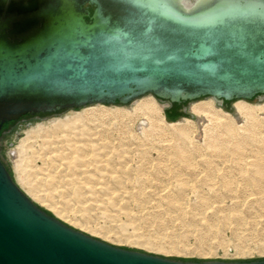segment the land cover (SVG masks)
I'll list each match as a JSON object with an SVG mask.
<instances>
[{
    "label": "water",
    "instance_id": "water-1",
    "mask_svg": "<svg viewBox=\"0 0 264 264\" xmlns=\"http://www.w3.org/2000/svg\"><path fill=\"white\" fill-rule=\"evenodd\" d=\"M147 94L171 106L263 100L264 0H0V129ZM0 264L264 259L180 261L112 245L41 208L0 157Z\"/></svg>",
    "mask_w": 264,
    "mask_h": 264
},
{
    "label": "rangeland",
    "instance_id": "rangeland-1",
    "mask_svg": "<svg viewBox=\"0 0 264 264\" xmlns=\"http://www.w3.org/2000/svg\"><path fill=\"white\" fill-rule=\"evenodd\" d=\"M151 99L161 113L136 108ZM210 99L171 106L147 94L128 104L25 116L0 134V157L36 204L94 238L172 260H263L264 178L253 180L264 166V105L257 107L264 99L246 100L240 112L235 101L215 100L219 108L208 114L191 109ZM76 115L82 120L73 123ZM30 133L37 135L32 141L46 164L31 161L21 169L17 146ZM70 158H78L76 178L96 174V185L81 183L78 192L70 169L77 165Z\"/></svg>",
    "mask_w": 264,
    "mask_h": 264
},
{
    "label": "bare ground",
    "instance_id": "bare-ground-1",
    "mask_svg": "<svg viewBox=\"0 0 264 264\" xmlns=\"http://www.w3.org/2000/svg\"><path fill=\"white\" fill-rule=\"evenodd\" d=\"M182 1H184V0H182ZM209 1H211V0H185V2L187 3V5L188 6H195V5H201V4H205V3H207V2H209ZM151 98V97H150ZM248 101V100H247ZM142 102V101H141ZM138 104H140V102L138 103ZM138 104H137V106H136V108H138V109H150L151 111H158L159 109H161V107L159 106V104H158V102H157V100L156 99H151V100H146V101H143V103H141L139 106H138ZM258 106V108H259V106H263L264 105V102L263 103H258L257 104ZM234 106H235V108H236V110H237V112H240V111H243V109H245V108H247L248 107V105H247V103H246V100H243V99H241V100H237V101H235V103H234ZM252 107V106H251ZM250 107V108H251ZM253 107H255V106H253ZM264 107V106H263ZM103 108V107H102ZM106 108V107H105ZM210 108L212 109V108H219V107H217L216 105H215V100L212 98V99H210L209 101H207V102H204V103H200V104H198V103H193L192 105H191V109L192 110H194L197 114H199V112L201 113V112H208V111H210ZM256 108V107H255ZM95 110H96V108H94ZM215 109V110H216ZM111 110V109H110ZM121 110V109H120ZM114 111V110H113ZM135 111V110H134ZM150 111V112H151ZM193 111V112H194ZM213 111V110H212ZM220 111V110H219ZM122 112V111H121ZM149 112V111H148ZM159 112V111H158ZM215 112V111H214ZM218 112V111H217ZM129 113V112H128ZM152 113V112H151ZM159 113H161V112H159ZM220 113V112H219ZM208 114V113H207ZM218 114V113H217ZM241 114V113H240ZM77 115H79V114H77ZM76 115V116H77ZM219 115V114H218ZM161 116V115H160ZM207 116V115H206ZM210 116H212V115H210ZM222 116V115H221ZM75 116H73V118H74ZM80 117V116H79ZM143 117V116H142ZM157 117V116H156ZM76 119H72L71 120V118H70V120L71 121H73V120H77V119H80V120H82V118L80 117V118H78V116L77 117H75ZM212 118V117H211ZM148 120H149V118H147ZM147 119H146V121H147ZM208 119V118H207ZM222 119V118H221ZM45 120V119H44ZM65 120V119H64ZM69 120V121H70ZM79 120V121H80ZM156 120V119H155ZM59 121V120H58ZM60 121H63V120H60ZM58 122V124H62L61 126H64V128H65V126L67 127V125H66V123H61V122ZM68 121V120H67ZM69 121L67 122V124L69 123ZM70 121V122H71ZM210 121V120H209ZM57 122V121H56ZM66 122V121H65ZM81 122V121H80ZM144 122V121H143ZM73 123H74V121H73ZM150 123V122H149ZM77 124V123H76ZM80 124V123H79ZM151 124V123H150ZM153 124V123H152ZM56 126H59V125H57V123L55 124ZM54 125V126H55ZM70 125H72V123L70 124ZM82 125V124H81ZM56 126H55V128H56ZM38 127V126H37ZM50 127V126H49ZM60 127V126H59ZM68 127H70V126H68ZM74 127H75V125H74ZM71 128V127H70ZM41 129V128H40ZM48 129V128H47ZM50 129V128H49ZM84 129V128H83ZM83 129H81V130H83ZM42 130V129H41ZM67 130H69V129H67ZM66 130V131H67ZM87 130V129H86ZM63 131V130H62ZM61 131V132H62ZM37 133H38V131H36ZM46 132H48V131H46ZM49 133H51V132H49ZM48 133V134H49ZM54 133V132H53ZM59 133H60V131H59ZM182 133V132H181ZM52 134V133H51ZM57 134V133H56ZM67 134V133H66ZM70 134V133H69ZM69 134H68V136H69ZM72 134V133H71ZM70 134V135H71ZM185 134V133H184ZM188 134V133H187ZM33 135H35V134H33ZM39 135V134H38ZM54 135H55V133H54ZM44 136V135H43ZM52 136V135H51ZM67 136V137H68ZM36 137H37V135H36ZM34 138V136H32L31 135V133H30V135L28 134L26 137H24L23 139H21V141H20V143L18 144V146H17V150L19 151V153H20V156H21V161H20V163H18L17 164V167H19V168H21V169H23L24 167L25 168H27L28 167V164L32 161V164L34 163L33 161H35V165L34 166H38V162H40L41 161V164L43 163V164H46V162H45V160H44V154L41 152V151H39V150H36V148H35V143L32 141V139L34 138L35 140L38 138ZM40 139H42L41 137H39ZM47 139H49V138H47ZM69 140H71L70 138H68ZM61 142H63V141H61ZM73 145V144H72ZM71 145V146H72ZM57 146H58V144H57ZM70 146V145H69ZM75 148V147H74ZM76 148H78V147H76ZM80 149V148H79ZM78 149V150H79ZM73 150V149H72ZM76 151V150H75ZM81 151L82 150H80V152L79 151H77L78 153H81ZM45 153V152H44ZM76 155V154H75ZM80 155H82L83 156V154L81 153ZM79 154H78V158H80V162H77L79 165H80V163L83 161V163H84V159L83 160H81V156H80ZM46 156V155H45ZM73 156V155H72ZM70 157V156H69ZM69 157H67V158H69ZM76 157H77V155H76ZM85 157H87V156H85ZM71 158H74L75 159V157H71ZM70 158V159H71ZM77 158V159H78ZM83 158H84V156H83ZM87 158H89L90 159V157H87ZM34 159V160H33ZM43 161H42V160ZM76 159V160H77ZM72 160V159H71ZM70 160V161H71ZM75 160V161H76ZM74 160H72L71 162H75ZM78 161V160H77ZM90 161V160H89ZM88 162V161H87ZM98 162V161H97ZM83 163H81V165H82V167H83ZM56 163H53L52 162V165H51V167H53V169L55 170L56 169V165H55ZM75 164H76V162H75ZM78 164H76L77 166H75V167H71L70 169L72 170H70L71 171V176H72V183L75 185V186H77L78 185V187L80 186V184L81 183H86V184H93L94 182H93V180L95 179V181H96V178H95V176H96V174H94L93 176L94 177H86V176H84V177H86V178H80V177H78L80 174H78V176H77V178H76V167H78L79 165ZM87 164V163H86ZM86 164H84L85 166H87ZM71 165V164H70ZM88 166H89V164H88ZM98 166V165H97ZM69 167V166H68ZM256 167V166H255ZM24 168V169H25ZM76 168V169H75ZM80 168H81V166H80ZM68 169V168H67ZM100 167L99 168H97V170H99L100 171ZM66 170V169H65ZM74 170H76V171H74ZM140 170V169H139ZM69 171V170H68ZM69 171V172H70ZM101 171H102V169H101ZM54 172V171H53ZM66 172H67V170H66ZM139 172V171H138ZM251 172V171H250ZM88 173H90V172H88ZM87 173V174H88ZM258 173L260 174V176H259V174H258V176H257V178L256 179H254L253 181H259V179L260 180H262L263 178H264V166H262V167H260V168H258ZM67 174V173H66ZM141 174V173H140ZM85 175V174H84ZM89 176H92V174L90 173L89 174ZM61 177H63L62 175H61ZM81 177H82V174H81ZM98 177V176H97ZM115 177V179L118 177H116V176H114ZM119 178V177H118ZM141 178V177H140ZM69 179V178H68ZM98 179V178H97ZM120 179V178H119ZM80 180H82L81 182H80ZM116 180H118V179H116ZM119 181V180H118ZM98 182V181H97ZM66 183H68L67 181H66ZM229 183H231V182H229ZM73 184H72V186H73ZM95 184V183H94ZM93 184V185H94ZM249 184V183H248ZM52 185V184H51ZM96 185V184H95ZM230 185V184H229ZM71 186V185H70ZM85 186V185H84ZM89 187V186H88ZM94 187H96V186H93V188ZM83 188V187H82ZM90 188H91V186H90ZM107 188V187H106ZM228 188V187H227ZM34 189V188H33ZM105 190V189H104ZM103 190V191H104ZM110 190V189H109ZM76 190H74V192H75ZM82 191V190H81ZM78 192H80V187H79V190H78ZM77 193V192H76ZM104 193V192H103ZM77 195V194H76ZM174 197V196H173ZM177 200V199H176ZM173 201V203L175 202L174 201V199L172 200ZM60 213H62V211L60 212ZM240 214V213H239ZM238 215V214H237ZM240 217V216H239ZM213 226V225H212ZM242 246V245H241ZM244 248V247H243Z\"/></svg>",
    "mask_w": 264,
    "mask_h": 264
},
{
    "label": "flooded vegetation",
    "instance_id": "flooded-vegetation-1",
    "mask_svg": "<svg viewBox=\"0 0 264 264\" xmlns=\"http://www.w3.org/2000/svg\"><path fill=\"white\" fill-rule=\"evenodd\" d=\"M26 116H30V115H26ZM16 121H18V120H11V121H8V122H6V123H4L3 124V126H2V128L0 129V134H3L4 133V129H5V126L8 124H10L11 125V123H13V122H16ZM1 136V135H0Z\"/></svg>",
    "mask_w": 264,
    "mask_h": 264
}]
</instances>
